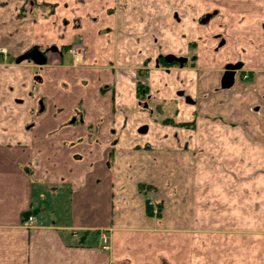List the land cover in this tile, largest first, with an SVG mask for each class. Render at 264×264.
<instances>
[{
    "label": "crops",
    "instance_id": "crops-1",
    "mask_svg": "<svg viewBox=\"0 0 264 264\" xmlns=\"http://www.w3.org/2000/svg\"><path fill=\"white\" fill-rule=\"evenodd\" d=\"M0 264H264V0H0Z\"/></svg>",
    "mask_w": 264,
    "mask_h": 264
},
{
    "label": "rangeland",
    "instance_id": "rangeland-1",
    "mask_svg": "<svg viewBox=\"0 0 264 264\" xmlns=\"http://www.w3.org/2000/svg\"><path fill=\"white\" fill-rule=\"evenodd\" d=\"M125 9V8H124ZM146 71V70H144ZM140 76H142V78L140 79L141 80V84H143V82H145V78H146V74L145 72L141 75L139 74ZM152 79V82H151V93H155L157 92V89H156V82H155V79L153 80V78L151 77ZM139 80V82H140ZM149 82H150V79H149ZM143 86V85H142ZM139 100H142V103L144 104V102L146 101V98L145 96H142L141 95L139 96ZM145 100V101H144ZM176 102L174 100H164L162 101L161 100H158L156 99V97H153V99L150 101V105H149V114H150V117H152L153 121L156 122V123H164L166 125V130H167V134H176V133H180V131H176V129L180 130L182 129V133H187L189 131V129H191L190 126H194V123H190V122H185V123H178L177 122V115H178V111L176 109ZM142 104V105H143ZM142 107V106H141ZM142 109V108H140ZM39 111V109H38ZM147 112V111H146ZM171 154L170 153H167V160H166V163L173 160V156H170ZM169 159V160H168ZM151 201V200H149ZM148 201V202H149ZM155 206V207H154ZM149 205V207L152 209L153 213L156 214V215H159L160 211H161V208L160 206L158 205ZM25 225V224H24ZM26 227H29V228H32L30 227L29 225H25ZM109 249H110V246H109Z\"/></svg>",
    "mask_w": 264,
    "mask_h": 264
},
{
    "label": "flooded vegetation",
    "instance_id": "flooded-vegetation-1",
    "mask_svg": "<svg viewBox=\"0 0 264 264\" xmlns=\"http://www.w3.org/2000/svg\"><path fill=\"white\" fill-rule=\"evenodd\" d=\"M214 15V13H207V14H205L204 16H202L201 18H200V20H199V23L200 24H206L207 22H209V20L211 19V17ZM219 37V36H218ZM151 40L153 41V43L155 44V42H157L156 40H157V37H155L154 35H153V37L151 38ZM221 41H220V43H223L224 42V39L223 38H221L220 39ZM42 50H49L50 48H41ZM52 49V48H51ZM50 52V51H49ZM48 52V53H49ZM48 53H47V55H48ZM185 58H181V57H177V56H175V55H173V54H166V55H158L157 57H156V60H155V64H156V66H158V67H160V66H165V67H173V66H179V67H181V68H183L184 66H185V63H186V61L184 60ZM150 61H148L147 63H149ZM228 65H234V66H238V69L235 71L236 73L238 72V71H240L241 69H242V67H243V62H238V63H235V64H228ZM227 65V66H228ZM225 72H226V70H225ZM225 72H224V74H223V76H222V78H221V87L223 88V85H222V82H223V79H224V75H225ZM236 73H235V76H234V81H235V77H236ZM242 78L243 79H250V76L249 75H245V76H242ZM149 79H150V76H149V73H147V76H146V78H145V82H143V86H142V94H143V96H145V98H146V101L144 102V104H143V106L145 107V108H149V105H150V101L153 99V94L151 93V84H150V82H149ZM234 83V82H233ZM223 89H226V88H223ZM177 94L179 95V96H181L182 98H184L185 99V101H187V102H189V103H195L193 100H192V98L189 96V95H187L186 93H185V91H178L177 92ZM37 107H38V109H39V111L41 112V111H43V101L42 100H39V102H38V104H37ZM38 111V112H39Z\"/></svg>",
    "mask_w": 264,
    "mask_h": 264
},
{
    "label": "water",
    "instance_id": "water-1",
    "mask_svg": "<svg viewBox=\"0 0 264 264\" xmlns=\"http://www.w3.org/2000/svg\"><path fill=\"white\" fill-rule=\"evenodd\" d=\"M49 51L56 52V48L52 49H47V50H42L40 46L36 45L31 47L28 51H26L24 54L20 55L17 59V63H21L23 61H31L34 64L38 66H43L47 63L48 61V56L47 53ZM238 69V66L234 65H228L226 67V72L224 75V79L222 82L223 88H229L231 85H233L234 82V76H235V71ZM147 127H143L140 132H146Z\"/></svg>",
    "mask_w": 264,
    "mask_h": 264
},
{
    "label": "built area",
    "instance_id": "built-area-1",
    "mask_svg": "<svg viewBox=\"0 0 264 264\" xmlns=\"http://www.w3.org/2000/svg\"><path fill=\"white\" fill-rule=\"evenodd\" d=\"M3 52V51H1ZM69 54L72 57L73 63L77 66L82 64L83 61V56H84V47L82 44L74 45L69 49ZM149 205H153V202L149 201ZM36 219L34 216L30 215L27 220L25 221V225H29L32 227L35 225ZM103 250H108L109 249V239L108 237L104 236L103 237V245H102Z\"/></svg>",
    "mask_w": 264,
    "mask_h": 264
},
{
    "label": "trees",
    "instance_id": "trees-1",
    "mask_svg": "<svg viewBox=\"0 0 264 264\" xmlns=\"http://www.w3.org/2000/svg\"><path fill=\"white\" fill-rule=\"evenodd\" d=\"M142 84H141V82H140V85H139V95H141V93H142Z\"/></svg>",
    "mask_w": 264,
    "mask_h": 264
}]
</instances>
